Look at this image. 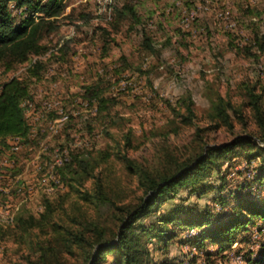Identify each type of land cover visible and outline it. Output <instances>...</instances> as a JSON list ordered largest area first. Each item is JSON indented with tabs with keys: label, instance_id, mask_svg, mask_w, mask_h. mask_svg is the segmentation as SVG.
I'll list each match as a JSON object with an SVG mask.
<instances>
[{
	"label": "rangeland",
	"instance_id": "obj_1",
	"mask_svg": "<svg viewBox=\"0 0 264 264\" xmlns=\"http://www.w3.org/2000/svg\"><path fill=\"white\" fill-rule=\"evenodd\" d=\"M11 8L17 20L27 13ZM58 23L42 39L43 54L11 69L0 62V88L12 77H30L37 61L43 64L38 78H28V135L0 140V264H30L55 237L54 224L73 225L76 216L118 230L115 206L86 201L81 191L95 193L102 177L119 207L140 203L145 189L125 154L162 170L258 131L244 103L247 85L264 95V0H65ZM147 37L154 51L146 49ZM220 97L243 106L245 121L233 112V126L212 121L211 105ZM189 100L193 121L183 117ZM75 157L89 163L88 171L75 162L72 171L64 166ZM249 199L264 203V150L234 144L202 176L137 220L150 264H248L261 256L260 217L221 250L210 239L196 245L191 239L199 228L163 220L208 213V227H214L231 220ZM161 229H174L176 236L160 240ZM87 252L75 246L66 258L91 264ZM121 258L120 250L106 252L98 264H118Z\"/></svg>",
	"mask_w": 264,
	"mask_h": 264
},
{
	"label": "trees",
	"instance_id": "obj_2",
	"mask_svg": "<svg viewBox=\"0 0 264 264\" xmlns=\"http://www.w3.org/2000/svg\"><path fill=\"white\" fill-rule=\"evenodd\" d=\"M65 0H0V62L11 69L18 64H23L30 59L32 55H41L46 51L42 44V39L47 35L59 29L58 16L62 13L63 2ZM23 9L27 13L19 20L13 14L11 7ZM125 9L136 15L134 9L125 6ZM126 10L122 9L121 14ZM263 46L261 41L256 42ZM147 50L154 51L155 48L150 38L144 41ZM43 64L37 61L33 67L29 68L30 77H39ZM22 77H12L5 81L0 88V140L8 137H26L30 130V125L25 117L23 102L32 97L31 80ZM247 101L244 106L251 110L252 118L257 133H251V136H242L235 143H227L222 146L208 147L206 153L196 152L195 155L186 160H176L168 167L162 170H151L137 162L134 158L125 154L123 156L130 170L136 174L140 183L145 189V196L141 202L134 207H119L117 202L106 190L105 182L102 177H98L95 193L81 191L82 198L91 203L109 204L115 206V209L121 214V226L118 230H107L97 221L76 216L73 219V225H62L55 223V237L48 239L47 245H41L39 256L30 260V264H71L66 258L67 254H73L74 247L81 246L88 249L86 260L91 264H98L103 253L120 250L122 258L118 264H150V253L146 246L141 247L139 235L136 231L135 223L141 217L156 211L157 207L170 194L175 192L180 186L188 180H195L202 176L210 162H214L218 155L226 154L231 150L234 144H247L250 146H260L255 136L264 143V95L256 91L255 86H246ZM102 105L106 106V99H100ZM187 115H183L185 120L193 121L196 118V112L193 107V101L187 102ZM236 113L242 121H245L243 106L237 107L232 100L220 97L211 105L210 118L222 125L233 126V115ZM202 146V145H200ZM203 147V146H202ZM74 162L79 164L84 171H88L89 163L85 159H75L64 166L72 167ZM240 210L235 216L226 223L217 224L214 227H208V213L193 215L192 211L187 212L185 217H169L168 221L179 220L180 225L187 228H199L200 233L192 238L198 246H203L204 240L210 239L212 243L219 246V250L235 242V234L239 229H246L253 217L264 219V203L254 199L243 201ZM246 212V217H244ZM179 213V212H178ZM117 236L113 243L104 244L111 238ZM169 236H176V231L161 229L157 237L164 240ZM96 248V253L92 250ZM248 264H264V245L262 254L256 258L247 259ZM157 264V263H153Z\"/></svg>",
	"mask_w": 264,
	"mask_h": 264
}]
</instances>
